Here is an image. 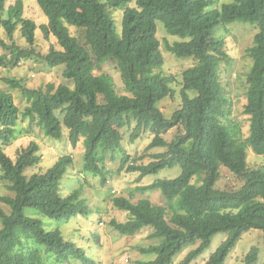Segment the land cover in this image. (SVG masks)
<instances>
[{"label": "trees", "instance_id": "16d2710c", "mask_svg": "<svg viewBox=\"0 0 264 264\" xmlns=\"http://www.w3.org/2000/svg\"><path fill=\"white\" fill-rule=\"evenodd\" d=\"M36 0L47 18L40 25L44 36L57 43L41 55L49 67L63 65L67 83H47L31 88L23 79L4 77L8 90L0 89V141L9 144L19 132V117H28L45 136L60 139L63 127L67 139L84 146L81 172L100 177L105 183V155L121 154L119 170L154 174L163 168L180 166L174 178H156L138 189L159 190L165 204H153L147 198L133 202L117 196L113 205L128 214L125 221L110 225L123 235H132L144 227L152 228L149 237L155 243L141 247L147 259L135 264H172L173 256L198 242L178 264H189L209 245L214 234L226 238L209 254L203 264H223L242 234L259 229L264 238V167L249 168L248 149L264 155V0H232L212 7L213 0ZM110 8H122V29L118 34ZM6 15V16H4ZM156 21L167 33L180 40L166 49L179 58L195 63L183 72L180 107L165 117L157 103L172 97L173 76L162 71L163 54L156 36ZM233 21L256 26L252 45L246 48L251 65L246 73L243 114L248 116V134L241 136L240 124H231L225 87L220 79V64L226 54L214 35L218 26ZM75 26L81 35H73ZM0 27L12 41L19 27L28 47L21 48L0 36V65L14 66L34 54L36 24L23 15V4L16 0L6 6L0 0ZM111 60L120 74L126 93H118L109 74L97 73ZM19 89L27 105L14 103L10 90ZM135 120L132 137L149 129L154 135L147 148L163 147L146 164H136L122 148L120 129ZM17 126V127H16ZM182 127V132L167 142L162 134ZM41 156L35 143L21 148L15 159L0 150L1 179L12 196H0L10 212L0 209V264H31L19 252L25 239L42 245L66 259L95 264L85 249L65 240L59 227L44 229L41 219L27 216L24 208L35 209L49 219L68 222L78 215L88 218L93 210L77 189L63 197L60 182L73 159L63 155L43 172L26 174ZM126 165V166H125ZM125 167V168H124ZM239 180L232 189L218 187L221 169ZM194 176L200 183L191 182ZM258 248L252 247L245 264L256 261Z\"/></svg>", "mask_w": 264, "mask_h": 264}, {"label": "rangeland", "instance_id": "374dc122", "mask_svg": "<svg viewBox=\"0 0 264 264\" xmlns=\"http://www.w3.org/2000/svg\"><path fill=\"white\" fill-rule=\"evenodd\" d=\"M23 4V15L30 18L36 24L34 54L30 57L22 58L14 66L4 67L0 65V89L8 90L4 83V77H15L23 79L27 87L36 88L44 86L47 83H67L72 86V81L66 80L62 75L63 65L49 67L41 55H44L50 46H56L57 43L52 35L45 37L40 25L47 23V18L38 7L36 0H21ZM104 1V0H101ZM232 0H213L212 7H220L222 3H228ZM16 0H6V6L13 5ZM128 5H134L132 0ZM109 13L113 17L116 31L121 33L122 29V8H110ZM6 16V15H4ZM214 35L221 40L222 49L226 54L225 60L220 64V79L225 87L228 107L230 109L229 120L231 124H240L241 136L248 134V116L243 114V105L246 101L244 92L246 88V73L251 65V59L247 55L246 48L252 45V39L257 31L255 25L233 21L226 26H218L214 29ZM69 31L73 35L80 36L81 31L75 26H69ZM0 36L5 42H14L21 48L28 47L21 35L19 27L13 34V40L10 41L2 27H0ZM156 36L160 43L163 54L162 71L165 75H171L174 81L170 83L173 89L172 97H167L157 103L158 108L165 117H170L174 110L180 107L181 102V80L183 72L195 63L193 58H179L166 49L167 44H172L180 40L176 35L167 33L161 21H156ZM6 53L0 47V54ZM97 73L109 74L114 83L115 90L118 93H126L118 69L111 60L106 61L97 70ZM13 94L14 103L22 109L27 105L26 99L19 89L10 90ZM131 120L124 125L120 131L122 133L121 145L129 155L131 161L136 164H146L153 158V154L165 151L163 147L147 148L153 138L149 129L141 128L138 133L132 137L135 120L130 115ZM17 127V126H16ZM16 137L9 143L3 144L0 141V150L10 158L15 159L17 152L29 145L35 143L40 153V162L26 170V174L33 172H43L63 155H69L73 161L60 182V193L63 197L74 194L77 189L80 195L84 197L87 204L93 210V213L84 218L81 215L76 216L68 222H62L49 219L35 209L24 208V213L30 217H36L43 222L44 229L59 227L65 240H72L77 246L85 249L89 257L95 261V264H135L139 259H147L148 256L141 253L139 248L147 247L155 240L150 238L152 228L144 227L135 234L123 235L116 231L111 225V220L125 221L128 214L113 205L112 199L117 196L129 198L133 202L140 198H147L153 204H165V198L159 190L141 191L138 188L151 183L156 178H174L180 173V166L174 165L171 168H163L154 174L140 176L139 172H128L125 169L119 170L121 154L117 153L110 157L105 156L104 166L107 172L105 183H101L100 177L89 173L81 172L83 164L84 146L80 139L73 146L67 139V129L63 127V135L60 139H51L44 135L42 129L35 122L30 121L28 117H19ZM182 132V127H173L162 134L167 141H171ZM249 168L258 166L264 167V155H257L249 148L247 154ZM126 166V165H125ZM125 168V167H124ZM193 183H200V177L194 176ZM218 187L222 189H232L239 185V180L227 169H221V177L218 180ZM12 196L6 187V181L1 179L0 170V196ZM0 209L5 213L10 212L9 206L0 201ZM1 227V221H0ZM226 233L219 232L212 236L210 245L189 264H203L209 254L213 252L218 245L226 238ZM198 242L183 248L173 256L172 264H178L187 254L195 248ZM258 248L257 259L252 264H264V238L259 229H249L245 231L237 241L234 248L227 254L223 264H245V256L252 247ZM19 252L25 254L31 264H81L77 259H66L58 256L48 250L46 247L36 244L26 238L25 243Z\"/></svg>", "mask_w": 264, "mask_h": 264}]
</instances>
